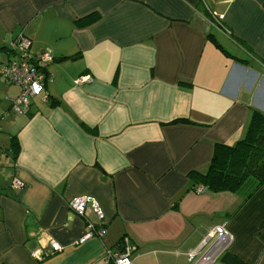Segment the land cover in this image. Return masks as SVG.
<instances>
[{"label":"crops","instance_id":"0c3cea01","mask_svg":"<svg viewBox=\"0 0 264 264\" xmlns=\"http://www.w3.org/2000/svg\"><path fill=\"white\" fill-rule=\"evenodd\" d=\"M91 12L99 20L77 27ZM20 35L52 59L47 98L25 113L0 76V264H106L122 237L133 264H194L223 224L233 240L213 264L225 252L264 264V185L245 197L187 176L264 112V0H0V64ZM80 195L98 201L106 234L75 244L98 225L90 207L70 210Z\"/></svg>","mask_w":264,"mask_h":264},{"label":"built area","instance_id":"2783aa9c","mask_svg":"<svg viewBox=\"0 0 264 264\" xmlns=\"http://www.w3.org/2000/svg\"><path fill=\"white\" fill-rule=\"evenodd\" d=\"M30 44L31 41L28 37L18 36L12 42V48L17 58L0 64V76L6 82L20 87L19 94L10 100V110L15 114L27 112L31 98L39 97L41 101H45L47 98L44 67L52 59L51 51L43 49L30 53ZM88 80H90L89 76H82L76 82L81 83ZM22 185V181L17 178H14L11 183V187L15 189L22 188ZM68 205L70 210L78 216H83L85 209L90 207L98 219L96 226L87 221L86 231L75 244L84 243L92 237L100 238L106 234L105 227L101 225L104 213L95 198L86 195L75 196L69 200ZM232 240V235L224 224L212 228L202 242L203 245H206L210 241V245L194 264H213L217 256L226 250ZM49 246L52 254L63 249L61 244L53 240L49 242ZM134 249L132 242L128 238L122 237L114 248L105 251L106 264H133L131 255ZM195 255L196 252L192 250L188 257L193 260ZM32 256L37 260L43 259L41 249L32 252Z\"/></svg>","mask_w":264,"mask_h":264},{"label":"trees","instance_id":"16d2710c","mask_svg":"<svg viewBox=\"0 0 264 264\" xmlns=\"http://www.w3.org/2000/svg\"><path fill=\"white\" fill-rule=\"evenodd\" d=\"M99 18V13L91 12L78 18L75 24L86 27ZM178 122L191 123L183 118L171 123ZM12 145L16 150L15 138ZM187 176L190 189L200 185L213 193L245 190V197L264 185V112L252 108L243 138L233 145L215 142L206 170H191ZM221 260L224 264H246L228 252L222 255Z\"/></svg>","mask_w":264,"mask_h":264},{"label":"rangeland","instance_id":"374dc122","mask_svg":"<svg viewBox=\"0 0 264 264\" xmlns=\"http://www.w3.org/2000/svg\"><path fill=\"white\" fill-rule=\"evenodd\" d=\"M14 90H18L17 87H14ZM32 100H33V99L31 98L30 101L32 102Z\"/></svg>","mask_w":264,"mask_h":264}]
</instances>
